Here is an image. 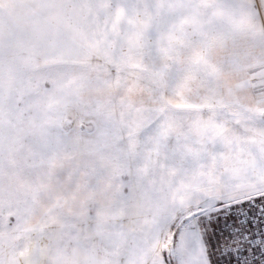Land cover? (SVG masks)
<instances>
[{
    "label": "snow or ice",
    "instance_id": "6c2138e0",
    "mask_svg": "<svg viewBox=\"0 0 264 264\" xmlns=\"http://www.w3.org/2000/svg\"><path fill=\"white\" fill-rule=\"evenodd\" d=\"M0 264H264V0H0Z\"/></svg>",
    "mask_w": 264,
    "mask_h": 264
}]
</instances>
